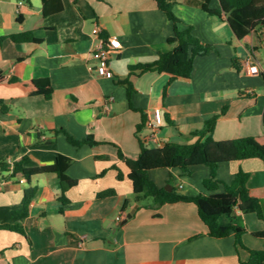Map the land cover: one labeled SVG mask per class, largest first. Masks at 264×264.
<instances>
[{
    "label": "crops",
    "instance_id": "obj_1",
    "mask_svg": "<svg viewBox=\"0 0 264 264\" xmlns=\"http://www.w3.org/2000/svg\"><path fill=\"white\" fill-rule=\"evenodd\" d=\"M174 13L194 28L203 43L218 52L195 59L190 79L168 86L170 75L148 72L132 75L130 67L151 64L159 53L170 52L174 24L155 0H60L63 10L46 15L41 0H0V225L10 218L9 208L21 204L25 189L37 187L24 222V236L0 229V264H246L247 250L236 246L235 234L209 236L194 203L144 207L135 202L127 159L136 160L141 144L195 142L192 134L220 115L214 137L218 141L257 138L264 143V28L243 39L233 32L225 15L210 16L204 0H172ZM54 4V3H53ZM56 6V5H53ZM212 9L220 8L211 0ZM181 25L180 29H185ZM95 27L105 37H118L122 49L110 58V74L89 69ZM32 32L38 43H15L9 37ZM238 59L239 69L233 66ZM258 65L260 74L249 72ZM48 79L54 94L30 96L12 82ZM129 80L135 92L129 101ZM146 126L138 133L143 121ZM226 111L224 115L222 113ZM157 127L159 144L151 140ZM77 140L92 136L100 145L77 148ZM59 155L71 158L67 175L78 185L67 192L68 205L60 201L57 174L11 179L14 164L52 166ZM117 168V169H115ZM239 170L250 174L248 187L260 198L264 213V161L249 159L221 164L218 179L230 184ZM119 171L123 179L118 178ZM210 177L206 166L194 168L191 177L177 169H158L150 179L160 188L197 196ZM113 189L116 196L99 200ZM223 189L220 190L222 192ZM128 207L124 210L125 202ZM133 213L132 217L129 215ZM122 216L121 222L117 218ZM245 226V246L264 251V221L256 214L232 215ZM222 222V221H221ZM228 222H224L227 224Z\"/></svg>",
    "mask_w": 264,
    "mask_h": 264
},
{
    "label": "trees",
    "instance_id": "obj_2",
    "mask_svg": "<svg viewBox=\"0 0 264 264\" xmlns=\"http://www.w3.org/2000/svg\"><path fill=\"white\" fill-rule=\"evenodd\" d=\"M46 15L51 12H60L63 5L60 0H41ZM158 7L166 14L168 19L174 24V35L169 39L168 44L173 46L170 52L159 53L156 62L151 64H139L130 67L132 75H142L148 72H158L170 75L168 86L178 79H190L195 68V59L205 57L218 50L214 45L201 42L194 35V28L184 25L174 13V2L172 0H155ZM211 0H204L203 10L210 16L222 18L225 15L233 32L239 39L246 37L256 28H264V0H219L220 8L212 9ZM54 3V4H53ZM56 5V6H53ZM184 25L185 29H180ZM13 42L38 43L39 40L32 32L11 35ZM233 66L239 69L238 59H233ZM264 82V71L261 73ZM4 81V74L0 71V83ZM12 82L19 83L28 89L30 96H44L47 100L52 99L54 88L50 80L40 79L33 81H20L13 79ZM123 84L128 86V97L131 100L132 94L136 91L133 84L127 80ZM0 110L4 113L11 111V108L3 101H0ZM143 115V121L138 126V133L146 126L147 120ZM225 110L222 115L225 114ZM220 119V115L214 116L205 122L204 127L192 134L195 142L183 140L181 143H166L160 147H149L141 144V152L136 160L127 159L119 151V157L125 160L130 173L129 179L132 181L134 189V200L144 207H160L167 204L194 203L199 215L208 228L209 236L217 239L227 238L232 233L235 234L236 246L247 250L250 259L246 264H264V251H256L247 248L243 242V235L247 232L245 226L239 225V219H231L228 224H223L221 219L225 216L232 217L238 212L242 214H256L264 221V213L260 198L253 194L248 187L250 174L239 170L230 184L218 179V168L221 164L245 161L249 159H260L264 161V143L259 139L249 137L235 140L218 141L214 134ZM264 126V117H263ZM65 132V131H64ZM68 142L80 148L84 144L92 146L100 145L92 136H88L80 141L65 132ZM27 159L15 163L11 171V179H25L31 183L33 177L42 174H57L61 182L60 201L65 206L69 199L67 192L78 185V181L67 175V170L72 164V159L59 155L57 162L52 166L39 168L25 167ZM206 166L210 169V177L203 182L204 192L197 196H186L178 193L176 188L169 192L165 188L158 187L151 179L150 172L158 169H177L183 176L191 177L194 168ZM117 169V168H115ZM118 178L123 179L119 171ZM223 189L222 192L220 190ZM38 188L30 186L25 189L24 198L21 204L9 208V221L1 226L24 236L29 242L24 222L30 215V206L37 194ZM116 196L113 189L99 193L97 198L105 200ZM129 202L126 201L124 210ZM258 237L264 238V232L255 233Z\"/></svg>",
    "mask_w": 264,
    "mask_h": 264
},
{
    "label": "built area",
    "instance_id": "obj_3",
    "mask_svg": "<svg viewBox=\"0 0 264 264\" xmlns=\"http://www.w3.org/2000/svg\"><path fill=\"white\" fill-rule=\"evenodd\" d=\"M93 50L91 54V59L96 62V65L89 64V69L95 71L99 76H107L110 74V58L113 53H117L122 49V42L118 37H105L102 34V29L100 27H95L93 32ZM249 72L258 75L260 70L258 65H250ZM149 126L154 129L151 136V140L159 144V140L156 134L157 127L152 123ZM159 146H162L161 144ZM2 185H0V191ZM122 216L117 218V221L121 222Z\"/></svg>",
    "mask_w": 264,
    "mask_h": 264
},
{
    "label": "rangeland",
    "instance_id": "obj_4",
    "mask_svg": "<svg viewBox=\"0 0 264 264\" xmlns=\"http://www.w3.org/2000/svg\"><path fill=\"white\" fill-rule=\"evenodd\" d=\"M231 219H232V217L225 216V217H223V218L221 219V221H222L223 224H224L225 221L228 222V223H230V222H231ZM228 223H227V224H228Z\"/></svg>",
    "mask_w": 264,
    "mask_h": 264
},
{
    "label": "water",
    "instance_id": "obj_5",
    "mask_svg": "<svg viewBox=\"0 0 264 264\" xmlns=\"http://www.w3.org/2000/svg\"><path fill=\"white\" fill-rule=\"evenodd\" d=\"M166 190H167V191H169V192H171V191H172V189H171L170 187H167V188H166ZM132 215H133V213H131V214L129 215V218H131V217H132Z\"/></svg>",
    "mask_w": 264,
    "mask_h": 264
}]
</instances>
